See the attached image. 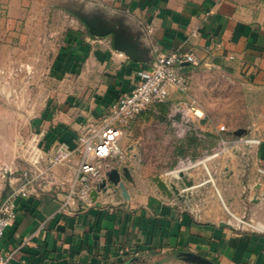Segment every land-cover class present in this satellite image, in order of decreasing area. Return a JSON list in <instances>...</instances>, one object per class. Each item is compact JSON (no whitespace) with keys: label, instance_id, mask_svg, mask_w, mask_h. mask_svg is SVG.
<instances>
[{"label":"crops","instance_id":"obj_1","mask_svg":"<svg viewBox=\"0 0 264 264\" xmlns=\"http://www.w3.org/2000/svg\"><path fill=\"white\" fill-rule=\"evenodd\" d=\"M2 2L3 27L16 30L20 44L47 43L55 49L49 66L51 86L32 120L34 152H18L21 163L0 176V199L19 186L21 173L32 167L33 160L45 168L44 157L60 144L73 148L86 125L98 122L119 96L135 86L137 71L150 66L155 48L193 53L198 64L185 63L186 76L196 66L230 67L264 90V0ZM83 18L114 28L143 52L144 60L134 61L116 50L111 34H90ZM182 97L172 91L169 100ZM163 105L143 112L122 131L119 152L91 160L93 189L108 169L121 172L128 167L132 180L121 175L128 198L108 183L105 192L91 196L88 206L62 208L79 161L73 153L64 164L46 168L35 194L18 200L15 219L0 243L7 264H192L185 260L186 253L217 264H264V226L239 229L225 225L214 213L197 216L185 209V199L167 196L153 181L160 163L166 156L174 159L175 152L163 155L161 161L155 156L146 160L135 142L152 124L150 111L159 113ZM171 129V124H161L157 132L168 133L171 139ZM259 133V146L226 153L210 167L222 174L224 184L219 182L216 188L223 189L230 205L262 208L259 216L264 221V177L257 172L264 168V130Z\"/></svg>","mask_w":264,"mask_h":264},{"label":"rangeland","instance_id":"obj_2","mask_svg":"<svg viewBox=\"0 0 264 264\" xmlns=\"http://www.w3.org/2000/svg\"><path fill=\"white\" fill-rule=\"evenodd\" d=\"M2 5L0 0V10ZM3 23L0 12V176L9 167L21 163L18 152H34L32 138L35 129L32 120L51 86L49 66L55 49V45L47 43L20 44L16 30L7 31ZM186 74L188 90L179 99L194 102L202 108L204 119L200 125L202 129H209L205 131L206 137L201 141L185 143L183 150L179 151L178 144L192 130L178 137L171 125V139L168 133L158 135L157 129L161 124H171L167 117V104H164L159 113L150 111L152 124L143 129L141 138L135 142V149L141 152L143 159L158 157L155 161H161L163 155L175 152L174 159L165 157L156 174L177 186L180 190L178 196L186 200L185 209L193 214L203 216L214 213L233 228L250 230L264 226L259 216L260 213L263 215L262 208L235 209L228 202L223 189L216 188L219 182L224 184L223 178L219 171L217 174L211 171L210 162H215L224 154L208 158L221 136L231 139L254 134L261 137L259 131L264 130V90L254 84L252 78L230 67L196 66L187 70ZM193 144L196 145L195 150ZM242 150L240 147L228 152ZM184 159L179 164V160ZM180 173L186 183H191L190 187H186Z\"/></svg>","mask_w":264,"mask_h":264},{"label":"built area","instance_id":"obj_3","mask_svg":"<svg viewBox=\"0 0 264 264\" xmlns=\"http://www.w3.org/2000/svg\"><path fill=\"white\" fill-rule=\"evenodd\" d=\"M154 51L150 66L137 71L138 81L135 86L119 96L98 122L87 124L74 139L73 148L60 144L51 154L44 157L45 168L38 166V159L33 160L32 167L21 173L19 186L0 199V243L6 228L15 219L18 200L35 194L38 177L46 172V168L64 164L73 153L79 158L76 175L65 191L61 206L62 208L79 204L88 206L91 203L90 194L93 189L89 178V174L94 172L92 158H105L119 152L117 141L122 131L146 110L167 104V117L174 127L176 136H184L190 130L197 136H202L203 129L200 125L204 119L202 108L194 102L169 100L172 91L180 94L187 92L189 82L183 72V65L185 63L197 65V58L193 53L166 52L159 48H155ZM261 142V137L254 134L231 139L221 136L208 158L229 153V150L240 147L243 148L242 151H249L259 146ZM257 172L264 177L263 167H258ZM7 261L8 256L0 252V264H7Z\"/></svg>","mask_w":264,"mask_h":264},{"label":"water","instance_id":"obj_4","mask_svg":"<svg viewBox=\"0 0 264 264\" xmlns=\"http://www.w3.org/2000/svg\"><path fill=\"white\" fill-rule=\"evenodd\" d=\"M83 21L86 23L89 33L94 36H105L112 35L113 47L118 50L124 52L130 59L134 61H143L144 57L142 53L135 44H132L128 39H124L120 36V34L114 28H107L97 24V20H87L83 18ZM121 175L129 181L132 180L128 167H123L121 172L118 168H110L104 172L103 177L100 182L96 185V187L91 191V196L94 198L97 195V192L102 191L105 192L108 189L107 184L117 185L121 189V194L124 198H128L127 191L124 187V183L121 180ZM182 177L183 181L185 179L183 174H179ZM153 181L157 185V187L167 196L171 197L173 194L179 195L180 190L174 183H167L159 176H156ZM186 187H190L191 183H186ZM226 225V224H225ZM185 260L192 264H217L201 255L197 254H185Z\"/></svg>","mask_w":264,"mask_h":264},{"label":"trees","instance_id":"obj_5","mask_svg":"<svg viewBox=\"0 0 264 264\" xmlns=\"http://www.w3.org/2000/svg\"><path fill=\"white\" fill-rule=\"evenodd\" d=\"M183 68H184V66H183ZM201 140H202V137L197 136L195 134V132L190 131V133L188 134V136L184 140L180 141V143L178 144L177 148L180 151V150H183L185 143H190V141H201ZM193 147H194L193 149L195 150L196 145H194ZM180 153H182V152H180Z\"/></svg>","mask_w":264,"mask_h":264}]
</instances>
